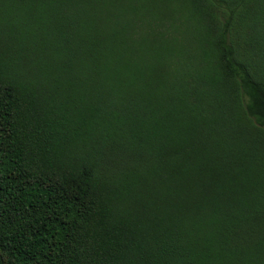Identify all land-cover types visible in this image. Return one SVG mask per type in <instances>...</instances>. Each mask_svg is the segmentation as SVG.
<instances>
[{
    "label": "trees",
    "instance_id": "trees-1",
    "mask_svg": "<svg viewBox=\"0 0 264 264\" xmlns=\"http://www.w3.org/2000/svg\"><path fill=\"white\" fill-rule=\"evenodd\" d=\"M0 264H264V0H0Z\"/></svg>",
    "mask_w": 264,
    "mask_h": 264
}]
</instances>
